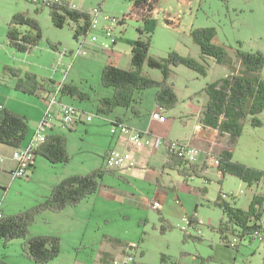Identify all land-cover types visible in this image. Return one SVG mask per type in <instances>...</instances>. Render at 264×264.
<instances>
[{
	"label": "rangeland",
	"instance_id": "rangeland-1",
	"mask_svg": "<svg viewBox=\"0 0 264 264\" xmlns=\"http://www.w3.org/2000/svg\"><path fill=\"white\" fill-rule=\"evenodd\" d=\"M99 2L75 0L74 4L80 9H90ZM132 4L133 0L103 2L104 13L118 18L123 25L117 29L116 34L120 38L118 48L115 47L113 53L106 50L95 54L88 50L87 56H78L79 44L74 39L75 23L69 22L64 29H59L51 22L49 8L36 7L23 1L0 0V99L8 104L5 109L27 118L28 135L38 109L46 105L40 97L18 91V80L11 76L10 69L20 72L21 78L32 73L47 86L49 81L53 82L50 79L54 78V81L64 85L76 86L89 96L86 101L63 98V104L72 105L78 112L84 111L86 114L84 124H77L74 130L58 128L60 136L66 139L70 162L53 166L44 158L36 157L35 169L28 178L15 179L11 185L0 187V212L4 217H14L36 206L51 194L55 182L70 175L90 174L102 167L103 155L115 148V138L118 136L110 133L113 117L97 113L100 99L108 93L110 96L114 93L101 84L103 69L110 58H116L118 67L130 70L131 48L138 38L139 30L151 37L150 55L154 58H166L169 53L176 52L207 64L206 77L183 66L173 70L170 82L179 102L175 110L166 112L167 118L173 121L172 125L166 128L155 123L152 133L149 132L154 144L157 140H160V144L153 149L146 148L150 164L157 169L167 152L165 141L189 137L196 123L197 130H203L198 120L202 105L208 101L204 89L232 74L228 66L217 64L213 58L203 59L199 46L190 36L192 31L214 28V44L228 48L235 67L238 66L235 54L238 50L264 55V0H160L154 18L147 24L133 19L123 21ZM14 14H25L40 26L42 38L27 53H19L10 47L7 32ZM165 19L169 20L170 26L165 23ZM18 32L22 37L25 33L34 34L29 26L19 27ZM88 44L85 45L86 51ZM144 72L153 80L162 79L160 71L146 65ZM260 75L264 80V68ZM157 92V89H149L141 94L137 105L142 113L155 107ZM149 118V115H145L142 125L138 123V126L143 127ZM258 119L262 127L254 128L248 118L241 136L232 146L219 132L210 138L205 164L216 168H209L203 173L208 180L191 179L190 191H187L184 180L177 173H171L166 181L176 190L171 191L170 197L172 200L179 197L181 203V206L172 207L175 209L172 216H163L162 212H155L144 207V204L136 206V201L151 199L149 182L139 180L130 188L127 179L117 173L103 179L104 185L114 188L113 197L106 198L98 193L85 199L79 208L76 207L78 209L69 207L60 214L45 213L38 216L30 229L31 235L56 236L61 240L60 256L48 264H102V257L103 264H201L202 259L205 264H264V245L248 236L241 238L239 230L227 234L229 241L235 238L241 241L238 248L223 242L219 226L227 221L223 211L214 204L218 195L222 194L231 206L246 211L254 195H264V181L249 187L236 177H222L215 164L219 156L217 147L224 144L226 149L234 148V161L264 172V112ZM37 129L38 125L35 131ZM198 160L193 164L198 166ZM117 189L131 195L119 193ZM203 189H206L205 193ZM198 193L201 195L197 196ZM184 214L196 217L199 222L196 230L188 227V231H181L183 223L180 217ZM105 237L118 238L137 249L135 252L114 250ZM23 246L24 240L10 241L6 246L0 241V258L8 264H34L27 259Z\"/></svg>",
	"mask_w": 264,
	"mask_h": 264
},
{
	"label": "trees",
	"instance_id": "trees-1",
	"mask_svg": "<svg viewBox=\"0 0 264 264\" xmlns=\"http://www.w3.org/2000/svg\"><path fill=\"white\" fill-rule=\"evenodd\" d=\"M68 3V2H67ZM160 0H133L129 13L123 17L125 22L128 19L137 20L145 24L152 21L158 9ZM50 11L52 24L59 29H64L69 22L75 23L74 39L87 35L90 30V13L79 9L71 10L64 6H55ZM165 23L170 26L168 19ZM21 26H29L34 34H22L18 32ZM40 26L36 21L25 14H14L9 25L7 38L10 47L19 53H27L39 43L42 38ZM138 38L131 48L130 70H123L115 65L113 59L105 65L101 77V84L107 89H112L111 97L101 98L97 113L109 116L117 108L130 109L139 117L140 113L136 108L141 94L149 89H157L155 101L160 111L171 112L178 105L177 93L170 79L174 68H184L198 73L199 76H207L206 62L183 57L176 52L169 53L166 58H154L150 55L152 48L151 37L146 36L143 31H138ZM216 31L214 28L195 29L191 38L200 48V53L205 58H213L219 65H226L231 69L232 74L209 84L205 89L208 101L202 110V127L211 128L219 132L221 136H229V144L234 145L242 134L245 121L249 118L254 128L262 127L258 116L264 112V80L261 78V71L264 68V55L257 53H244L236 51L238 66L229 56V50L225 46L214 44ZM158 70L162 79L153 80L144 72V66ZM11 76L17 78V90L40 97L47 91V84L38 81L37 77L28 73L21 78V73L10 69ZM49 85L53 84L49 81ZM61 95L76 98L79 101H86L89 96L82 93L76 86L62 85ZM27 118L0 107V145L13 149H19L28 136ZM72 130V129H71ZM70 130V131H71ZM52 132V131H51ZM49 133L46 141L36 151V157H42L50 165H66L70 162L67 153L66 139L60 134ZM108 154V153H107ZM106 154V155H107ZM105 155V156H106ZM104 158V157H103ZM218 172L222 176H232L240 179L241 182L251 187L264 181V172L256 168L242 165L233 160V153L224 150L218 157ZM33 166L31 167V169ZM164 170L174 171L186 182L191 179L206 178L204 172L208 170L206 164L202 167L195 164H187L178 155H167L163 165ZM116 172L109 170L106 166L96 169L86 175H72L58 183L51 191V194L41 200L31 209H25L16 216L0 219V241L6 246L10 241L24 240L23 250L27 259L34 264H48L60 256L61 240L56 236H34L31 237L30 229L36 223L38 216L45 213L64 212L67 208L78 207L85 199L91 198L98 193L106 176H115ZM205 180H208L207 178ZM206 192V189H203ZM220 208L226 218V223H221L219 233L223 242L230 246L227 234L239 230L241 238L251 235L256 230L257 222L264 218V195L253 197L249 208L246 211L231 206L224 199L222 194L218 195L214 203ZM197 208L195 209V213ZM189 227L195 230L199 222L195 216H188ZM195 239V238H194ZM105 241L114 250L135 252L137 248L118 238L105 237ZM238 248V246H236ZM235 248V247H234ZM104 257L100 259L104 263ZM164 260V259H163ZM0 264H8L0 258ZM201 264H205L202 259Z\"/></svg>",
	"mask_w": 264,
	"mask_h": 264
},
{
	"label": "built area",
	"instance_id": "built-area-1",
	"mask_svg": "<svg viewBox=\"0 0 264 264\" xmlns=\"http://www.w3.org/2000/svg\"><path fill=\"white\" fill-rule=\"evenodd\" d=\"M23 1L26 3L33 4L40 8L52 9L55 6H64L71 10L79 9L76 5L67 3V0H15ZM106 0H100L96 7H92L89 10L90 13V30L86 36L79 38L77 54L80 56H86L87 51L85 49L86 43L92 44L97 47L99 51L112 50L117 46L119 36L116 34L117 29L120 28V20L116 17L109 16L103 11V2ZM65 54V53H64ZM64 54H61L63 56ZM64 57V56H63ZM62 84L55 86V91H53L51 97L47 101V106L44 113V118L40 121L38 129L33 136L31 142L28 146L16 149L13 151V159L17 163L15 171H13L14 179H24L28 178L31 173V167L34 166L36 160V151L46 141L48 134L53 131L56 126H61L65 129H74L75 124H78L81 120L80 112L72 105H67L59 102L60 91L62 90ZM152 120L157 121L162 124H167V117L164 116L160 111L152 115ZM111 133L113 135L120 134L121 136L127 135L128 141L136 149L144 148H155L160 144V140H157L156 145L154 144L153 138L150 132L138 133L134 130L129 129L120 123L113 124L111 127ZM167 152L169 155L175 154L183 159L187 164L196 163L198 157L200 156V151L195 147L189 146L187 144L181 143L179 141H169L164 142ZM216 165L219 164L218 161L215 162ZM105 166L109 170H120L129 171L131 169H136L138 163L129 150L125 152H120L113 150L111 153L105 157ZM224 197V196H223ZM2 214L0 213V219ZM183 231H187L189 227V221L186 217H183ZM261 225H259L260 227ZM240 234V233H239ZM240 236H242L240 234ZM256 241L264 245V226L255 230L251 235ZM241 241L235 238L230 241L233 247L239 245ZM115 264V263H114Z\"/></svg>",
	"mask_w": 264,
	"mask_h": 264
},
{
	"label": "crops",
	"instance_id": "crops-1",
	"mask_svg": "<svg viewBox=\"0 0 264 264\" xmlns=\"http://www.w3.org/2000/svg\"><path fill=\"white\" fill-rule=\"evenodd\" d=\"M74 1L75 0H67V2L71 3V4H74ZM78 8L81 11H89L91 9V8L90 9H80V7H78ZM116 48H118V44H117ZM88 50L92 51L95 54H99L100 52H102V51H99L96 47H94L91 44L87 45V53H88ZM114 50H115V48L113 50H111L112 53L114 52ZM61 54H63V53H61ZM65 55H66V52H65ZM70 55L73 56V52H71ZM63 56H62V58H64ZM113 59H114L115 64H116L117 63L116 62V58H113ZM116 66H117V64H116ZM50 80H53L54 83L51 84V85H48L47 86V91H44L40 95V99L42 101H44L46 106H47V101L50 98V95L52 94L53 91H55V86L59 85V84L63 85V83H61V82L54 81V78L50 79ZM156 80L158 81L160 79H156ZM106 95L107 96H103V97H107V98L111 97L109 95V93L106 94ZM63 98H65V96L60 95L59 99H58L59 102L61 101V103H62L63 102ZM1 100H4V99H2V98L0 99V107L1 108L7 107L8 104H4L3 102H1ZM206 104H207V101L204 103V105H202V110H204V107H205ZM46 106L42 107V109H40V108L38 109L37 116L35 117L36 119H35V121H33V124L31 126V128L29 129V135L26 137V139H25V141L23 143V147L28 146L29 143L31 142L30 139L32 138V136L35 135L34 131L36 130V126L37 125L39 126L40 121H42V119L44 117V113H45V109H46L45 107ZM136 107H137V110L140 112L139 117H136V115H134L129 109L117 108L110 115V117H113V119L111 120L110 126L114 122H121V124H123L124 126H127L129 129L134 130V131H136L138 133H142V132H146V131H151V133H152V131H153L152 127H153V125L155 123H158L162 127H166V128H168L169 126L172 125L173 121H171L169 117L167 118V120H168L167 124L166 123L165 124H161L159 122H156V121L152 120L151 116L154 113L160 111L158 106H157V104H155V107L153 109H149L145 113H142L139 110L137 104H136ZM202 110L200 112V116H199V120H198V121H200L201 125H202V121H201L202 120ZM160 112L164 116L167 117V113L166 112H163V111H160ZM80 114H81V120H80V122H78V124H84L85 118H86L85 117L86 114H85L84 111H81ZM145 115H149V117H150L149 120L143 125V127L138 126V123H139V125H142V120L145 118ZM104 116H106V115H104ZM186 125H188V124H186ZM197 125H198L197 123L194 125V130L191 128V132L192 133H191V135L189 137L187 135V136H185L184 139H182V140L181 139H177V140L181 141V143L192 145V147L195 146L196 149L198 148L199 150H201L200 152L202 153V155L200 156L197 165L198 166H203L207 162L206 156H207L208 149H209L208 148V141H210V138H212L213 135H215L217 133V131L216 130H212L211 128H204V127H202L203 125L201 126V128H203V130L202 131H198L197 130ZM75 126L77 127V124ZM58 128H60L62 130H65V129L61 128V126H56L51 133L60 134L58 132ZM74 129H72V130H74ZM110 133H111V128H110ZM116 135H118V136H117V138H115L116 142H115V148H113V150L120 151L121 153L129 150L130 152H132L133 157L135 158L136 162L138 163V167L136 169H131V170L126 171V172L125 171L121 172L119 170L116 173L118 175L124 177L125 179H127V182H128L127 185L130 188L134 185V183L136 181H139V180H145V181L149 182V184H150L149 186L151 188V195H152L151 199H145L144 198L142 200L136 201L137 204H135V205L140 207L141 205L144 204L143 206L146 207V208H149V209H151V210H153L155 212H162L164 214L163 216H167L168 214L170 216H172L173 215V211L175 210L172 207H174V205L181 206V203L179 201L180 200L179 197H177L176 200H172L171 197H170L171 191H175L176 189H175L174 186L171 187V184L168 185L169 183L166 181V179L171 176V173H176V172L163 169V165L166 162L168 152H166L165 158H164L161 166L157 169L155 166H152L150 164L151 162L146 156L147 154H149V152H148V150L146 148H144V149H136L132 144L129 143L128 136H121L120 134H116ZM116 135H113V136H116ZM222 137L224 139H226V140L228 139L227 144L229 145L230 137L226 136V135H224ZM165 149H166V146H165ZM217 149H218L217 154H219V155L224 150L230 151V152L234 151V148L226 149L224 144H221V146L219 148L217 147ZM13 150H14L13 148H10L8 146L0 145V187L11 185L13 183V181H15V179L13 177V171H15L17 163H15L13 158H12ZM166 151H167V149H166ZM109 152H111V151H109ZM106 154L103 155L104 158L102 157L103 165L105 164V157H106L105 155ZM34 166H35V164H34ZM34 166H33L32 170H31V172L34 171V169H35ZM209 168H216V167L215 166L212 167V166L209 165L208 169ZM207 171H205V173ZM70 176H72V175H70ZM221 176H222V174H221ZM222 177H224V176H222ZM65 179H63V180H65ZM63 180L55 182V184L53 185L52 189L58 183L62 182ZM184 182H185V184H187L186 185V190L190 191V186L191 185L189 184V182H192V180L188 181V182H186L184 180ZM103 183L101 185L100 190L98 191L99 195L102 193V195L104 197H106V198L113 197L114 196L113 194H115L114 188L106 186ZM119 186H118V188H119ZM117 192L121 193L122 191L117 189ZM122 193H124V192H122ZM124 194L131 195L130 193H124ZM199 195H201V194L198 193L197 196H199ZM254 196H256V195H254ZM237 197L238 196H236V198ZM224 198H225V196H224ZM225 200L227 201L226 198H225ZM78 208H75V209H78ZM185 216H188V215L184 214L183 216L180 217L181 222H182L183 217H185ZM182 227L183 226L180 227L181 231H183ZM186 233H188V232H186ZM34 236H37V235H31V237H34Z\"/></svg>",
	"mask_w": 264,
	"mask_h": 264
},
{
	"label": "bare ground",
	"instance_id": "bare-ground-1",
	"mask_svg": "<svg viewBox=\"0 0 264 264\" xmlns=\"http://www.w3.org/2000/svg\"><path fill=\"white\" fill-rule=\"evenodd\" d=\"M69 4H71V3H69ZM72 5H74V4H72ZM60 63H61V61H60ZM53 93V92H52ZM52 95V94H51ZM51 95H50V97H51ZM44 118V117H43ZM151 118H152V116H151ZM43 120V119H42ZM157 122V121H156ZM117 123H120V122H115V124H117ZM114 123H112V125H113ZM162 124V123H161ZM76 125V124H75ZM123 125V124H122ZM54 130V129H53ZM147 132H149V131H147ZM124 136H127V135H124ZM21 148H23V146L21 147ZM20 149V148H19ZM15 150V149H14ZM13 150V151H14ZM111 153V152H110ZM109 154V153H108ZM107 154V155H108ZM12 158H13V154H12ZM14 160V159H13ZM15 162V161H14ZM16 163V162H15ZM128 171V170H127ZM124 172V171H123ZM125 172H126V170H125ZM187 218V217H186ZM188 219V218H187ZM255 224L257 227H256V230L257 229H259L260 227H262V226H264V218H262L260 221H257V222H254V221H252L251 222V224ZM259 225H261L260 227H259ZM240 233V232H239ZM248 237H250L251 239H254L253 237H251L250 235H248ZM254 241H256L255 239H254ZM229 244H230V246H232L231 245V243H230V241H229ZM233 247V246H232Z\"/></svg>",
	"mask_w": 264,
	"mask_h": 264
}]
</instances>
